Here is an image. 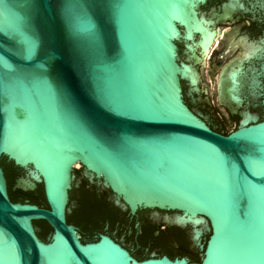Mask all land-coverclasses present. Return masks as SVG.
Instances as JSON below:
<instances>
[{
  "label": "water",
  "instance_id": "water-1",
  "mask_svg": "<svg viewBox=\"0 0 264 264\" xmlns=\"http://www.w3.org/2000/svg\"><path fill=\"white\" fill-rule=\"evenodd\" d=\"M207 1L0 0V264H264V63L245 69L264 41L223 88L208 56L197 71L181 62L180 39L206 54L217 40ZM188 78L207 100L197 110ZM3 157L48 207L11 199ZM81 169L122 211L188 229L192 246L139 259L112 237H125L119 219H76L83 239L68 221Z\"/></svg>",
  "mask_w": 264,
  "mask_h": 264
},
{
  "label": "flooded vegetation",
  "instance_id": "flooded-vegetation-1",
  "mask_svg": "<svg viewBox=\"0 0 264 264\" xmlns=\"http://www.w3.org/2000/svg\"><path fill=\"white\" fill-rule=\"evenodd\" d=\"M228 1L229 0H208L199 8L200 14H204L208 19L212 21L211 27L216 31L217 41L216 43L214 42L212 44L209 53L206 54L200 47L196 48L195 50H192L191 48H189V46L191 43H194L193 41L185 42L184 39H180V46L183 47V51L180 49L179 53L181 57V62L191 64L196 69V64L203 62V60L207 56H209L208 59H210L211 63L210 72L213 73L217 69H220L222 72L220 82L221 88H223V86H225V84L227 83V71L229 70V68L232 67L234 62L239 57L240 53L246 50L248 44H262L264 41V0H240V3L243 5V8H241V6L239 5L235 9L229 11V13L223 9V5ZM227 27L231 28L228 30ZM181 30L184 33L185 28L181 27ZM199 38L200 34L198 33L196 35V40H198ZM227 57H231V60L222 64L224 59ZM256 58L257 56L251 58L250 60H246L245 69L249 68V66H256L261 68L262 64L264 63V59L257 60ZM191 60H195V62L188 63ZM198 84L195 85L191 83L189 78L183 80V88L186 95L185 98H188V96H190L191 102H189V105L191 106V108L194 109H196L193 106L195 103L204 102L205 104H207V100H201L200 97L197 96L198 91H193L192 94H190V89L194 87L199 89ZM220 97L223 103L230 106L228 99L222 94V92ZM209 125L218 132H227L221 127H217L211 123H209ZM1 165L5 171L11 199L13 200L15 198L14 201H32V199L26 197L23 193H36L38 188H40V186L42 185L39 184L34 189L25 188L20 183V181L26 177V171L24 169L16 166L15 163L13 161H10L7 157L2 158ZM80 173L81 177L80 179H78L80 180L79 185L75 184L70 192L71 213L74 209L78 207V201L76 200L75 202H73L72 199L73 190L76 189L80 191L85 181L87 182L88 187H90L92 190L97 191L99 194L107 192V198L110 203H112L116 208H118L114 204L113 193L109 189L103 186H98L96 184H91L85 177L83 169H81ZM14 193H18L19 195L15 197V195H13ZM39 205L48 207L45 204ZM118 209L120 210V216L118 218L119 221L117 223V226L122 233L124 232L125 237L122 239H118L114 235H112V237L118 242H120L122 245H124L137 258L142 259L144 257L150 256L152 253H156L152 249L154 247L158 249L161 243L173 242L176 243L178 246H181L180 237L177 235L179 231L183 232V238L185 237V239L189 242L190 246H192L188 229L181 228L175 225H168L162 220H155L149 210H140L137 212V214L131 215L128 211H122L120 208ZM69 217L70 215H68V221L70 223H74L80 228L77 223L71 222ZM107 223L109 225L111 224L109 220H107ZM39 233L40 231H38V234ZM80 234L84 239L81 228ZM125 240H130L133 245L126 244ZM130 246H132L133 248ZM141 252L145 253V256L142 257L141 255H138Z\"/></svg>",
  "mask_w": 264,
  "mask_h": 264
},
{
  "label": "trees",
  "instance_id": "trees-1",
  "mask_svg": "<svg viewBox=\"0 0 264 264\" xmlns=\"http://www.w3.org/2000/svg\"><path fill=\"white\" fill-rule=\"evenodd\" d=\"M228 133V132H226ZM87 182L85 181L80 189V195L77 198L78 207L73 210L72 215L69 217L71 222L76 223V219L89 220L93 223H98L100 220H109L110 222H114L120 216V210L116 208L110 201L107 196L108 193L104 192L103 194H99L97 191L92 190L87 186ZM26 197L32 199L33 202L38 204H45L47 202L44 196L43 187L40 186L37 192H24ZM16 197V193H14ZM15 200V198L13 199ZM43 231L39 233L40 236H43L47 233V231H51V227L43 222ZM183 232H178L177 235L180 237V244L183 248L185 245L189 244V242L183 238ZM163 244V243H162ZM164 244H168L165 242ZM200 261V260H199ZM198 261V262H199Z\"/></svg>",
  "mask_w": 264,
  "mask_h": 264
},
{
  "label": "rangeland",
  "instance_id": "rangeland-1",
  "mask_svg": "<svg viewBox=\"0 0 264 264\" xmlns=\"http://www.w3.org/2000/svg\"><path fill=\"white\" fill-rule=\"evenodd\" d=\"M231 27H227V29L229 30ZM216 43V42H215ZM209 57V56H208ZM208 57H207V60H206V62H207V67H206V76H207V74H208V68H209V59H208Z\"/></svg>",
  "mask_w": 264,
  "mask_h": 264
},
{
  "label": "bare ground",
  "instance_id": "bare-ground-1",
  "mask_svg": "<svg viewBox=\"0 0 264 264\" xmlns=\"http://www.w3.org/2000/svg\"><path fill=\"white\" fill-rule=\"evenodd\" d=\"M217 41V40H216Z\"/></svg>",
  "mask_w": 264,
  "mask_h": 264
}]
</instances>
